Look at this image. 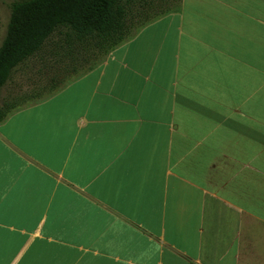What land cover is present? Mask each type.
<instances>
[{
  "label": "crops",
  "instance_id": "0c3cea01",
  "mask_svg": "<svg viewBox=\"0 0 264 264\" xmlns=\"http://www.w3.org/2000/svg\"><path fill=\"white\" fill-rule=\"evenodd\" d=\"M0 264H264V0H178L1 120Z\"/></svg>",
  "mask_w": 264,
  "mask_h": 264
},
{
  "label": "trees",
  "instance_id": "16d2710c",
  "mask_svg": "<svg viewBox=\"0 0 264 264\" xmlns=\"http://www.w3.org/2000/svg\"><path fill=\"white\" fill-rule=\"evenodd\" d=\"M136 3L144 9L154 5L152 1L146 0L11 1L5 34L0 42V88L12 82L16 72H25L30 61L38 59L41 63L38 72L47 76V82L36 87L35 92L22 100L40 97L44 88H48L47 93H53L62 84L61 77L65 73L77 72L73 63L79 55L74 47L79 43L83 60L91 46L100 51L98 61L86 70L102 63L114 47L134 33L130 31L129 17ZM20 105L22 103L15 99H3L0 104V121Z\"/></svg>",
  "mask_w": 264,
  "mask_h": 264
},
{
  "label": "rangeland",
  "instance_id": "374dc122",
  "mask_svg": "<svg viewBox=\"0 0 264 264\" xmlns=\"http://www.w3.org/2000/svg\"><path fill=\"white\" fill-rule=\"evenodd\" d=\"M14 0H0V42L5 34L6 24L9 16V3ZM139 2H143V0H138ZM152 1L153 7L149 9L142 8L139 4H134L132 16L129 17L131 19L130 31L134 32L138 26L144 22L145 20H149L157 15L160 11H163L169 8L170 6L176 5L178 0H146ZM141 7V8H140ZM137 9V10H136ZM144 9V10H143ZM152 16V17H151ZM56 38V37H54ZM81 44H75V52L79 55L78 60L73 63L77 69V72L68 71L61 78L62 84L72 80L75 76L80 74V72L86 70L89 66L98 61V55L100 54L99 49L95 46H91L89 49L90 52L86 55V59L83 60V53L80 51ZM29 67L25 72L18 71L12 77V82L6 84L5 86L0 88V104L3 99L12 98L15 101L20 102L22 104L31 103L37 101L49 93H47L48 88H44L40 97L31 98L29 100L23 101L22 98L32 94L35 92V88L39 85H42L47 82V76L43 72H38L39 66L41 63L38 59H34L30 61ZM61 84V83H60Z\"/></svg>",
  "mask_w": 264,
  "mask_h": 264
}]
</instances>
